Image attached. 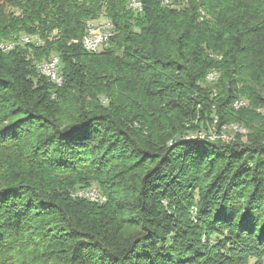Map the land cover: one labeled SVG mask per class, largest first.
<instances>
[{
	"label": "trees",
	"instance_id": "1",
	"mask_svg": "<svg viewBox=\"0 0 264 264\" xmlns=\"http://www.w3.org/2000/svg\"><path fill=\"white\" fill-rule=\"evenodd\" d=\"M128 1L0 0V40L40 36L0 50V264L26 244L57 264H264V0ZM103 12L111 46L89 52ZM53 49L61 86L35 66ZM232 123L247 133L196 136ZM94 184L104 203L73 195ZM196 201L205 245L181 214Z\"/></svg>",
	"mask_w": 264,
	"mask_h": 264
},
{
	"label": "rangeland",
	"instance_id": "2",
	"mask_svg": "<svg viewBox=\"0 0 264 264\" xmlns=\"http://www.w3.org/2000/svg\"><path fill=\"white\" fill-rule=\"evenodd\" d=\"M130 2H131V0H130ZM130 2L128 1L129 4L127 3V6H128L129 9H131L130 8ZM135 11H141V10H135ZM99 15L96 18H90L89 20H87V22L90 21V20H94L95 22L96 21L100 22V21H104V20H110V21L112 20L111 18H109L108 16H106L104 12L101 13V14H99ZM112 22H113V20H112ZM26 35H30V37L32 38V40L34 38L36 41L40 37L39 35H36V34H26V33H22L18 37H13V38H8V39H2V40H0V43L13 41V42H15V46L16 47L19 45V46L22 47L21 49L24 48L25 50H30L29 47H31L33 45L32 44H29V43H26V42L23 41V39L27 37ZM15 46L12 49H14ZM0 50H2V49L0 48ZM2 51L8 52L10 50H8V51L2 50ZM30 51L33 52L32 50H30ZM58 51H59L58 49H53V50L50 51V53L48 55H46V54L44 55L43 54V57H41L40 59L35 60V66H37L39 72L41 74H43L45 77L47 75L45 73H43L42 70H40L39 64H42L43 62H46L47 61L46 59L49 60L50 57L52 58L55 55H60V54H56ZM43 60H45V61H43ZM60 70H61V74L64 75L63 74V71H62L61 64H60ZM47 78L50 81H52V82L55 81L56 83L54 82V84H56L58 86H61V85H59L57 83L56 80L50 79V77H48V76H47ZM247 101H246V104L245 105L248 104ZM262 108L263 107H261L260 109H262ZM232 125L233 124H229V125L223 126L221 134L222 133H226V135H229V131H237V130H235L233 128ZM242 128L244 129L245 127L242 126ZM211 133H212V135H214V134L215 135H218L214 130ZM240 133H247V129L245 128L244 130H241ZM117 166H118L117 163L113 164V167L115 169L117 168ZM95 187H97V185L94 184L93 187H91V188H95ZM85 189H90V188H85ZM117 195L120 196L119 194H117ZM74 196H79V197H84V198L86 197V198L90 199L88 196H81V195H74ZM105 196H106V194H105ZM191 203H190V207H189L188 212H187V210H184V212H182L181 214H182L183 217H185V220H187V217H188V220L189 221L191 220L192 223H194V224L197 225V228L194 229V231L197 230V231L201 232V234L199 233V238L201 240L200 243H202V244L208 243V235L209 234L206 232L207 230L205 228V225L202 224L200 222V220H199L197 201H196V203H192V204ZM162 205L166 209H169V210L172 209V207H173V206L170 205V202L168 201L167 198H163L162 199ZM174 205H176V204H174ZM174 208H175V206H174ZM188 220H187V222H189ZM38 230H40V231L42 230L43 231L44 229L42 227H39ZM53 248L54 249H59V248H61V246L58 245V243H57V245L54 246ZM2 254H3V257H6L7 256L6 258L3 259V264H57L58 263V260H57V257H56V253L53 252V249L51 250V248H48L47 246H40L38 248L37 246L36 247H33L31 245H27L26 244V245L20 246L19 248L16 247L14 249H8V250L6 249V251L2 252Z\"/></svg>",
	"mask_w": 264,
	"mask_h": 264
},
{
	"label": "bare ground",
	"instance_id": "3",
	"mask_svg": "<svg viewBox=\"0 0 264 264\" xmlns=\"http://www.w3.org/2000/svg\"><path fill=\"white\" fill-rule=\"evenodd\" d=\"M136 4L143 5V2L141 0H131V2H130V8L133 9V10H142L143 9L142 6H134ZM86 24L87 25H86L85 33H84L83 36H88V29H94V27H98V28H96V38L110 37V36H114V34H115V25L110 20H104V21H100V22H98V21L95 22L94 20H90ZM26 39H27V41H25ZM23 41L27 43V42H32V41H36V40L34 38L32 40V38L30 36H27L26 38L23 39ZM111 42H109L108 47L111 46ZM81 44L83 45L84 49L87 50V51H89V52H98V51H100L102 49H105V45H98V46L95 47V46H93L91 44V42L89 40H87L85 38H82ZM2 45H4V47H0V48L2 50L8 51V50H11L15 46V42L12 41V42H3V43H0V46H2ZM54 60H56V63H55V72L56 73H60L58 76H57V74H55V72H51V70L48 69L46 67V65H45L47 63H50V61H54ZM60 64H61V56L60 55H55L51 59L47 60L46 62H43L42 64H39V68H40V70L43 71V73H45L48 77H50V79L56 80L57 83L59 85H61L64 82V75L61 74ZM217 76H218L217 72L212 71V72H210L208 74L207 77L209 79H216ZM245 104H246V101L244 99H242V98H238L234 102V106L236 108L245 106ZM232 124H233L232 125L233 128L235 130H237L235 132H240L241 130H244L245 129V128L243 129L242 126L239 125V124H237V123H232ZM201 132L202 131L197 132L196 135L200 134ZM213 136L223 137V138H227V139L230 137L229 135H226V133H222L221 135H215L214 134ZM198 137H200V138H209L211 140H214L215 139V138L209 137V136H198ZM74 194L75 195H81V196L95 195V188H90V189L82 188V189L77 190ZM88 197L92 201L99 202V198H95V197H91V196H88ZM105 199L107 200V196H105Z\"/></svg>",
	"mask_w": 264,
	"mask_h": 264
},
{
	"label": "built area",
	"instance_id": "4",
	"mask_svg": "<svg viewBox=\"0 0 264 264\" xmlns=\"http://www.w3.org/2000/svg\"><path fill=\"white\" fill-rule=\"evenodd\" d=\"M134 6H142L143 7V5H140V4H136ZM96 28H98V27H94V29H88V36H83V38L89 40L91 42V44L93 46H95V47L98 46V45H105V49H107L108 48V44H109V42L112 41V37L113 36L105 37V38H96ZM25 41H27V39ZM32 42H34V41H32ZM0 47H4V45H2ZM56 60L50 61V63L45 64L46 67L51 70V72H55ZM55 74H57V76H58L60 73H56L55 72ZM218 119H219V116H218ZM196 136H209V137H213L215 139L221 138V137H217V136H213L212 135L211 126H210V128L208 130H203L200 134H198ZM221 139H223L225 141H228L227 139H224V138H221ZM87 196L99 198V203H104L106 201L104 193L98 187H95V195H87Z\"/></svg>",
	"mask_w": 264,
	"mask_h": 264
}]
</instances>
